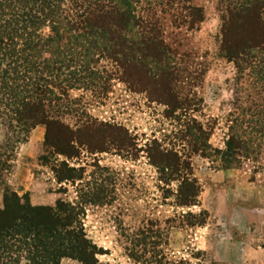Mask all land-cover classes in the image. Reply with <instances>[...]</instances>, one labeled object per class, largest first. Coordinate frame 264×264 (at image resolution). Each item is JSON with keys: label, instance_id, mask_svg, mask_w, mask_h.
Listing matches in <instances>:
<instances>
[{"label": "rangeland", "instance_id": "1", "mask_svg": "<svg viewBox=\"0 0 264 264\" xmlns=\"http://www.w3.org/2000/svg\"><path fill=\"white\" fill-rule=\"evenodd\" d=\"M253 3L131 0V27L114 35L128 39L122 54L109 34L74 41L85 17L65 0L71 29L56 26L67 34L51 48L67 51V70L40 97L50 124L16 144L0 119V154L9 153L0 155V211L68 218L89 264H264V44L252 58L225 48L239 52L264 32L243 11ZM82 45L88 53L69 62ZM85 64L88 73L77 68ZM246 133L249 152L226 168L227 143ZM193 183L198 202L184 205ZM33 233L14 236L17 264H29Z\"/></svg>", "mask_w": 264, "mask_h": 264}, {"label": "trees", "instance_id": "2", "mask_svg": "<svg viewBox=\"0 0 264 264\" xmlns=\"http://www.w3.org/2000/svg\"><path fill=\"white\" fill-rule=\"evenodd\" d=\"M66 1L70 2L76 10L78 9L75 15L77 19L80 20L83 17L87 19L81 22L80 31L82 33L76 31L74 41H79L82 37L88 38L96 35L102 38L109 34L111 41L116 38L123 41L119 45L122 47L120 51L122 54L129 50L125 46L128 39L123 40L121 38L123 36L119 34L123 32L125 35L134 20L131 0H118L115 3L114 0ZM65 7V0H0V119L9 121L8 130L17 137L16 144L21 143L23 134L28 133L37 125L50 124L45 119L46 106L40 97L43 94L45 96L51 94L52 79L62 78L63 72L67 70V51L63 52V48H51L56 41H62L64 35L67 34L64 32V35H61L57 27H61L62 31L71 29L70 22L69 25L63 26V23L68 21L65 18ZM250 9L257 13L258 23L264 25V1L254 0V3L243 11L248 12ZM82 13H86L87 16ZM88 16L93 17V21ZM99 19H102L105 25H100ZM45 22L49 23L55 37L48 36L46 38L47 35L42 33ZM109 25L114 26L115 33L109 29ZM106 29L109 30L107 33ZM117 32L118 36H114ZM87 40L89 41V39ZM256 40L251 42L252 44L245 43L239 52L233 51L229 46L225 47L227 55L231 58H241L242 56L252 58L250 52L264 44V32ZM81 48L84 51L79 50L80 53H75L77 47L70 49L69 62L80 57L84 52L88 53V49L83 45ZM71 68L75 69V66H71ZM77 68L84 73H88L92 69L90 65L86 64ZM248 136L250 135L246 133L242 138L238 139L233 136L229 140L227 149L223 152L226 168L230 169L234 165L235 156H241L244 151L249 152L252 138L249 139ZM12 150L10 151L13 152ZM2 154L0 155L2 156ZM3 155L7 156L9 153L5 152ZM169 167L172 168V165L167 168ZM196 185L193 183L191 185L193 190L181 195L183 196L182 204L192 205L198 202L199 189ZM9 213L8 206L4 212L0 211V264H17L19 262L17 257L22 247L13 244L14 236L20 237L23 232L27 233L29 229L34 231L33 243L27 244L23 248L28 252L26 259L29 260V264H57V258L65 257H73L84 264H89L82 254H76L80 253L83 242L77 236L67 234L68 218H61L53 213L49 219L42 220L44 222H38L21 205L15 210L14 217L8 215ZM26 218L28 220L30 218V220L27 221ZM68 239H71L72 242L66 247L65 242ZM18 243L21 244L22 241L19 240ZM70 250L71 254L68 253Z\"/></svg>", "mask_w": 264, "mask_h": 264}]
</instances>
